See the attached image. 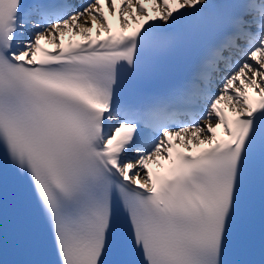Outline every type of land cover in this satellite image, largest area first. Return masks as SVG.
<instances>
[{
	"label": "snow or ice",
	"instance_id": "1",
	"mask_svg": "<svg viewBox=\"0 0 264 264\" xmlns=\"http://www.w3.org/2000/svg\"><path fill=\"white\" fill-rule=\"evenodd\" d=\"M0 160V264H264V0H0Z\"/></svg>",
	"mask_w": 264,
	"mask_h": 264
},
{
	"label": "bare ground",
	"instance_id": "2",
	"mask_svg": "<svg viewBox=\"0 0 264 264\" xmlns=\"http://www.w3.org/2000/svg\"><path fill=\"white\" fill-rule=\"evenodd\" d=\"M44 44H46V43H44ZM218 135H219V133H218Z\"/></svg>",
	"mask_w": 264,
	"mask_h": 264
}]
</instances>
